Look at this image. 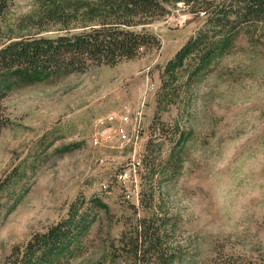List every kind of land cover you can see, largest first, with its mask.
<instances>
[{
    "label": "rangeland",
    "instance_id": "1",
    "mask_svg": "<svg viewBox=\"0 0 264 264\" xmlns=\"http://www.w3.org/2000/svg\"><path fill=\"white\" fill-rule=\"evenodd\" d=\"M70 1L9 0L0 34L53 36L80 26L43 18ZM197 7L173 5L148 24L161 44L143 56L58 80L10 75L0 264H15V247L72 215L63 248L38 254L48 264H126L123 255L114 261V247L131 221L152 216L181 228L175 264L264 260V20L187 73L188 58L177 53L205 26ZM124 104L142 107L143 119L128 125V140L112 143L99 120ZM155 116L168 124L164 134L152 132Z\"/></svg>",
    "mask_w": 264,
    "mask_h": 264
},
{
    "label": "trees",
    "instance_id": "2",
    "mask_svg": "<svg viewBox=\"0 0 264 264\" xmlns=\"http://www.w3.org/2000/svg\"><path fill=\"white\" fill-rule=\"evenodd\" d=\"M179 3L198 6L194 11L206 18L205 26L177 53L178 58H188L187 73L229 48L238 31L264 20V0H76L65 2L61 8L58 4L47 8L43 18L55 23L76 21L80 26H65L69 29L53 36L28 34L5 39L0 34V136L9 123L4 102L14 88L10 75L58 80L85 73L93 66L116 65L143 56L161 44L147 25L167 16L171 7ZM9 6V0H0V21ZM172 86L168 91H172ZM162 102L159 97L158 105ZM167 127L160 116H155L151 124L153 133L164 134ZM74 222L72 215L45 233L34 234L23 250L15 247L12 256L18 257V264H48V260H43L47 257L40 258L38 254L44 248L52 252L61 250ZM180 237L179 224L168 216L138 217L127 225L119 248L114 247V261L123 255L126 264H175ZM215 264H264V260L232 255Z\"/></svg>",
    "mask_w": 264,
    "mask_h": 264
},
{
    "label": "built area",
    "instance_id": "3",
    "mask_svg": "<svg viewBox=\"0 0 264 264\" xmlns=\"http://www.w3.org/2000/svg\"><path fill=\"white\" fill-rule=\"evenodd\" d=\"M143 108H135L130 104H124L118 110H114L106 114L103 118L99 120L101 126H105V130L101 131V135L112 143L124 142L129 139V128L128 125L135 121H140L143 119ZM135 126V125H134ZM117 136V141L114 140ZM116 141V142H115ZM94 142L101 143L98 133L94 137ZM139 163V161L137 162ZM128 176V171L124 168L119 173V178H125Z\"/></svg>",
    "mask_w": 264,
    "mask_h": 264
}]
</instances>
